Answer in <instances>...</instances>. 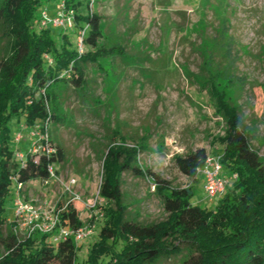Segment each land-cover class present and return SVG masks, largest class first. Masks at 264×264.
<instances>
[{"label":"trees","instance_id":"1","mask_svg":"<svg viewBox=\"0 0 264 264\" xmlns=\"http://www.w3.org/2000/svg\"><path fill=\"white\" fill-rule=\"evenodd\" d=\"M42 2H0L1 37L6 40L0 57V264H76L78 247L72 238L54 240L50 233L22 237L7 228L4 209L12 183L14 188H24L34 179L49 178V166L63 160L58 145L47 154H33L27 145H19L25 137L37 140L31 132L44 133L57 119L49 104L48 89L53 83L83 89L88 84V69L101 68L100 59L133 56L138 64L141 59L124 45L102 42L103 17L91 10L89 0L59 1L56 14L61 10L71 13L74 26L59 28L57 39L47 26L31 29ZM229 22L222 14L214 44L223 43L224 52L208 51L205 64L214 66L220 77L227 73L223 79L234 83L238 81L233 77ZM81 29H85L82 53L77 47ZM215 80L209 76L202 81L224 122L222 132L212 135L210 142L219 150L222 169L229 170L227 179L231 180L215 207L192 203L193 183L209 155L205 147L173 155L176 168L190 181L186 186H174L140 162V152L148 148L144 142L129 144L111 138L101 153L98 196L104 202L103 224L88 249L86 264H264V157L252 143L241 110L217 90ZM12 120L19 124L14 131ZM17 135L21 136L18 140ZM18 152L24 154L22 159ZM124 173L154 186L163 218L143 222L130 212L122 189ZM59 216L62 225H80L71 203Z\"/></svg>","mask_w":264,"mask_h":264},{"label":"rangeland","instance_id":"2","mask_svg":"<svg viewBox=\"0 0 264 264\" xmlns=\"http://www.w3.org/2000/svg\"><path fill=\"white\" fill-rule=\"evenodd\" d=\"M59 1L43 0L31 29L43 26V12L53 18ZM81 5L85 11V4ZM91 10L103 17L102 42L124 45L141 59L139 64L133 56L100 59L101 68L88 69V84L83 89L66 88L59 81L51 85L49 104L57 119L47 134L52 146L61 147L63 160L53 165L49 178L34 179L20 190L36 207H53L60 213L73 204L80 219L77 228L90 230L75 242L76 264H86L88 249L103 224L104 202L98 190L101 153L109 141L144 142L148 148L140 152V162L174 186L190 183L176 168L174 154L196 147H205L210 156L219 154L210 138L222 132L224 122L207 87H202L204 77H214L217 90L239 107L252 143L264 157V0H94ZM222 14L230 18L226 27L233 40L230 55L238 81L234 83L223 79L227 73L220 77L214 66L205 64L208 51L224 52L223 43L214 44ZM47 27L57 39L60 29ZM1 28L0 57L6 44ZM18 125L15 120L10 122L13 131ZM25 138L21 148L33 141ZM229 174L227 169L220 171L222 178H230ZM70 179L76 180L72 190L78 199L74 201L65 191ZM123 182L125 203L138 220L163 218L148 180L124 173ZM203 185L204 176L198 172L192 203L212 209L219 195L207 197ZM14 192L12 183L4 209L7 228L13 232Z\"/></svg>","mask_w":264,"mask_h":264},{"label":"built area","instance_id":"3","mask_svg":"<svg viewBox=\"0 0 264 264\" xmlns=\"http://www.w3.org/2000/svg\"><path fill=\"white\" fill-rule=\"evenodd\" d=\"M90 5L93 4L94 0H89ZM41 21L43 26L51 24L53 27L58 28H71L74 26L73 17L61 10L53 17L49 18L46 12H43ZM85 29H81L77 34V47L78 51L82 53L83 47V34ZM32 136H36L37 140L31 142L29 146V152L38 154L41 152L49 153L54 150L50 139L48 138L47 129L44 133L31 132ZM21 136L17 135L16 139H20ZM17 157L22 159L24 154L22 152L17 153ZM222 169L219 155L210 156L208 155L205 165L199 172L204 176V191L207 197L213 198L222 194L229 182L227 178L220 177V171ZM50 176L53 174V165L49 166ZM235 177V175H234ZM76 180L70 179L65 185V191L71 194V200H77L78 196L72 190ZM21 185L15 188L14 202H15V213L14 220L15 225L14 233L22 236L29 237L34 234H46L50 233L54 237V240H64L72 238L74 242L80 241L90 234V230L82 228H70L61 224L59 212H56L53 207H36L33 204L27 202L24 197L21 196L20 190Z\"/></svg>","mask_w":264,"mask_h":264}]
</instances>
